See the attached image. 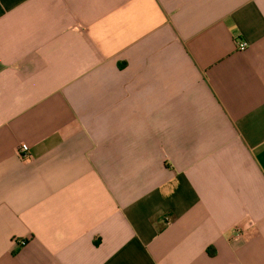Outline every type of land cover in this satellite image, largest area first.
Instances as JSON below:
<instances>
[{
    "label": "crops",
    "instance_id": "0c3cea01",
    "mask_svg": "<svg viewBox=\"0 0 264 264\" xmlns=\"http://www.w3.org/2000/svg\"><path fill=\"white\" fill-rule=\"evenodd\" d=\"M0 264H264V0H0Z\"/></svg>",
    "mask_w": 264,
    "mask_h": 264
},
{
    "label": "built area",
    "instance_id": "2783aa9c",
    "mask_svg": "<svg viewBox=\"0 0 264 264\" xmlns=\"http://www.w3.org/2000/svg\"><path fill=\"white\" fill-rule=\"evenodd\" d=\"M248 45L246 42L244 41H240L237 44V48L239 51L243 52L247 49ZM17 154L18 157L20 158V160L22 161H28L30 159V152H29V148L26 144H20V146L18 147L17 150Z\"/></svg>",
    "mask_w": 264,
    "mask_h": 264
}]
</instances>
